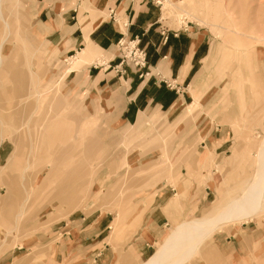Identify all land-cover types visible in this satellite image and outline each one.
<instances>
[{"label":"rangeland","instance_id":"1","mask_svg":"<svg viewBox=\"0 0 264 264\" xmlns=\"http://www.w3.org/2000/svg\"><path fill=\"white\" fill-rule=\"evenodd\" d=\"M83 1L88 12L96 2ZM130 1L157 7L165 29L205 34L209 52L186 88V103L199 99L195 106L186 111L181 100L178 111L132 126L116 118L123 81L102 90L99 77L83 78L85 69L64 83L79 46L66 55L64 44L45 41L33 0H0V264H140L175 228L191 238L158 264H264V158L257 157L264 140V0ZM226 140L223 153L211 154ZM255 177L256 208L210 225L201 238L183 227L225 215ZM166 190L176 202L156 227L148 214ZM74 211L109 219V245L97 263V251L76 247L79 241L71 247L61 234L62 219Z\"/></svg>","mask_w":264,"mask_h":264},{"label":"crops","instance_id":"2","mask_svg":"<svg viewBox=\"0 0 264 264\" xmlns=\"http://www.w3.org/2000/svg\"><path fill=\"white\" fill-rule=\"evenodd\" d=\"M123 1L127 2L125 7L120 6ZM32 4L35 8L39 7L35 19L41 32H44L45 41L52 45L64 44L66 55L76 51L79 46V50L71 58L69 67L66 69L68 73L63 78L64 83L70 73L69 77L76 72L78 75L85 69L87 72L83 78L93 82L99 77L95 85L102 90L111 87L113 90L121 86L122 81L125 83L124 106L116 117L123 123L132 126L142 121L144 117L150 123L157 122L161 120V116L166 115L165 112L168 109L173 112L178 111L181 100L183 103L188 102L187 98L190 94L186 88L192 76L191 82H197L196 75L200 71L201 60H204L209 53L205 34L189 29H165L159 23L157 7L149 3H139L136 7V3L130 0H96L90 5L89 12L83 0H33ZM113 6L117 8L119 15L117 21L116 9L112 10L113 16L109 14V8ZM80 13L85 24H89L88 26L80 27ZM88 20L90 23L87 22ZM199 34L201 37L198 40L196 35ZM122 37H137L139 45L145 49L144 72L137 73L131 67L119 65L117 41ZM53 51L58 53L59 48L54 47ZM86 51L90 54L80 57ZM106 57L107 59L100 61L101 58ZM121 97V93H115L116 104ZM198 100L195 99L194 103L193 101L186 103V111L191 106H195ZM186 111L178 118L186 115ZM86 121L90 122V119ZM165 125L167 129L171 126L169 122H165ZM220 143V141L216 143L215 149L214 145L210 147L211 154L224 152L221 149L227 140ZM3 155H5L4 149L0 145V159ZM169 197L167 190L158 193L157 203L148 214L152 225L160 227L167 219L166 216L171 218V210L177 195L167 200ZM76 214L74 211L68 215L67 219H62L64 224L61 227L67 230L61 234L63 238L68 237L71 240L69 244L71 247L79 241L76 247L89 246V251H97L94 255V262L97 263L105 246L109 245V233L105 236L109 225L111 227L109 219L106 215L98 218V214L89 220L91 215ZM115 217L116 214L112 222L115 221ZM84 240L90 243L84 244ZM147 246L153 248L152 245Z\"/></svg>","mask_w":264,"mask_h":264},{"label":"bare ground","instance_id":"3","mask_svg":"<svg viewBox=\"0 0 264 264\" xmlns=\"http://www.w3.org/2000/svg\"><path fill=\"white\" fill-rule=\"evenodd\" d=\"M81 18V13L79 14V19ZM97 22V21H96ZM93 28V27H92ZM91 28V29H92ZM87 34V33H85ZM1 46V44H0ZM90 54V52H84L83 54L80 55V57H84L87 54ZM93 58V57H92ZM68 73V70H65V72L63 73V78L65 77V75ZM2 141V138H0V142ZM259 147H257V157H258V161L263 162V158L264 156L262 154H264V140L261 141L260 144H258ZM210 153V151H208ZM263 164V163H262ZM264 165V164H263ZM261 166V165H259ZM5 168V167H4ZM261 168V167H260ZM263 168V166H262ZM2 169V168H1ZM258 171V170H257ZM259 172V171H258ZM254 176V174H253ZM259 176V175H258ZM261 177V175L259 176ZM258 177V178H259ZM253 179V178H252ZM261 180V178H260ZM259 180V181H260ZM250 183V182H249ZM258 183V179L255 177L254 180L251 182L250 185H247L246 189L244 190L242 196L240 195V197L236 200H234V202L230 203L227 205V207L225 208V211L227 212L225 215H221L220 217H218L217 219L213 220V222H209V221H190L187 222L186 224H183V227L186 229H196L200 232V235H198V238H201V236H203V234L207 231L210 230L209 227L210 225H215L216 223H223L225 221H229L232 220L234 215L236 214V212L240 209H246L248 208L249 205L253 206L252 201H254L257 198H259V194H257V184ZM263 189V188H262ZM259 190V189H258ZM263 191V190H262ZM259 200V199H258ZM257 200V201H258ZM233 201V200H232ZM231 202V201H230ZM259 203V201H258ZM257 203V204H258ZM255 204V202H254ZM247 207V208H246ZM254 207V206H253ZM256 208V207H254ZM244 209V210H245ZM250 209V208H249ZM252 209V208H251ZM245 210V211H246ZM244 211V212H245ZM250 212L252 210H249ZM240 212V211H239ZM247 212V211H246ZM238 213V212H237ZM249 213V212H248ZM247 213V214H248ZM241 214V213H239ZM246 214V213H245ZM212 226V227H213ZM180 230L175 228L174 230L171 229L170 232L167 234V236L162 240V242L160 244L156 245V248L154 250V252L147 258L145 259L142 263L140 264H158V262L165 258L167 256V254H169L172 250L174 249H179L181 248L183 245L182 243H184V241L189 237L191 238L189 233L186 234H178Z\"/></svg>","mask_w":264,"mask_h":264},{"label":"built area","instance_id":"4","mask_svg":"<svg viewBox=\"0 0 264 264\" xmlns=\"http://www.w3.org/2000/svg\"><path fill=\"white\" fill-rule=\"evenodd\" d=\"M117 47L120 66L125 64L136 71H140L146 65V52L145 49L139 45L137 37H122L117 41Z\"/></svg>","mask_w":264,"mask_h":264}]
</instances>
